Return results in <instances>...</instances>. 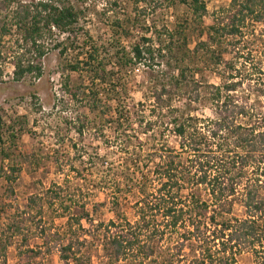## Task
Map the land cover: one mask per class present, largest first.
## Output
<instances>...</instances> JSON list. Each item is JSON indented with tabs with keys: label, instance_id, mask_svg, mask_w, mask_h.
Masks as SVG:
<instances>
[{
	"label": "rangeland",
	"instance_id": "obj_1",
	"mask_svg": "<svg viewBox=\"0 0 264 264\" xmlns=\"http://www.w3.org/2000/svg\"><path fill=\"white\" fill-rule=\"evenodd\" d=\"M36 1L0 0V109L6 121L0 148L13 155L6 162L0 160V166L4 164L9 174L10 167L18 170L12 184L0 174V264H62L60 250L67 238L65 206L74 212L85 205L95 224L117 219V210L134 220L132 205L140 194L137 189H126L127 180L119 174L127 173L128 165L131 172L135 169L138 174L150 175L155 165L152 161L158 160L162 145L176 150L180 147L181 140L174 134L171 119L182 115L214 118L211 98L218 87L224 94L227 87L236 85L229 94L249 111L236 122L264 131V21L249 19L241 34L216 41L211 40L208 31L211 25L226 21L224 11L230 0H202L207 6L203 21L193 20L190 7L178 0H139L138 7L133 0H62L84 13L78 35L70 40L65 35L43 38L46 54L35 61L41 67V75L33 73L16 81L14 61L23 54L24 60L34 61L35 54L26 51L16 28L3 35V27L9 28L14 22L13 12L19 3ZM128 17L137 19L136 27L132 26L137 38L130 42L112 28L117 18ZM149 27L152 29L145 34ZM174 28L184 29L187 41L176 36L181 47L176 44L167 58H157L154 68L136 65L117 74L106 87L98 110L92 112L71 98L66 83L71 89L89 83L84 74L72 72L69 67L84 59L88 45L110 47L121 39L120 45L130 51L131 43L146 35L158 48L159 41L168 39L165 29ZM56 42L67 43L69 48L64 55L53 48ZM203 42L207 46L198 48ZM72 43L74 46H70ZM109 53L103 49L99 52L108 63L112 61ZM176 61L187 69L191 87L172 101V108L180 112L161 110L153 95L173 72L166 62L174 66ZM108 69L113 70L112 63ZM112 85H120V89L116 91ZM197 93L198 102L192 100ZM119 103L124 119L129 120L123 127L115 120ZM84 115L88 126L79 135L78 120H84ZM226 149L233 150L232 146ZM186 157L183 154L182 159ZM142 165L143 170L137 168ZM115 173L122 179V189L101 188V178L109 179ZM55 186L61 188L50 189ZM51 190L59 193L58 199ZM199 190L203 199H209L205 190ZM242 191L237 189L236 193ZM115 195L120 204L117 207L113 204ZM233 214H243L240 199L234 202ZM13 223L20 231L11 230ZM84 224L93 230L90 224ZM55 232L61 233L62 239ZM87 237L91 241L88 247L92 264H110L99 242L102 236ZM238 264H263V260L242 252Z\"/></svg>",
	"mask_w": 264,
	"mask_h": 264
},
{
	"label": "trees",
	"instance_id": "obj_2",
	"mask_svg": "<svg viewBox=\"0 0 264 264\" xmlns=\"http://www.w3.org/2000/svg\"><path fill=\"white\" fill-rule=\"evenodd\" d=\"M133 1L138 7L139 0ZM178 2L190 7L193 20L203 21L207 6L202 0ZM142 12L145 13L146 9ZM83 14L73 4L62 0L19 3L13 12L14 22L9 28L3 27V35L16 28L26 51L34 53L35 57L34 61L24 60L25 54L17 57L14 61V80L21 81L33 73L40 76L41 67L35 61H40L46 54L43 38L65 35L70 40L78 35ZM225 14V22L209 27L211 40L241 34L249 19L263 22L264 0H230ZM136 21V17L125 20L117 18L112 28H116V32L130 42L137 38L132 31ZM186 22L190 23L188 19ZM151 29L147 28L145 34ZM165 31L168 39L159 41L158 48L146 35L132 42L130 51L120 45L121 39L117 40V45L111 44L110 47L88 45L90 48L84 59L69 67L72 72L85 75L89 83L72 89L66 83L71 98L89 107L92 112L98 110L106 87L117 74L136 65L154 68L157 58H167L174 52L175 46L181 47V44H177L176 36L184 37L187 41L184 29ZM70 46H74L73 43ZM200 46H207V43H200L198 48ZM67 47V43L56 42L53 45L61 55L66 53ZM102 49L112 53L109 63L100 56ZM111 63L113 70L108 69ZM166 63L173 72L167 81L164 79L161 87L156 88L154 101L161 110L169 108L172 112H180L178 108H172V101L188 93L191 82L185 67L178 62L174 66ZM112 86L116 91L120 89V85ZM235 88L236 85L227 87L228 93L225 92V95L219 87L212 93L214 118L182 115L171 119L174 134L181 140L180 147L176 150L162 145L164 149L158 152V160L152 161L155 165L150 175L144 172L138 174L135 169L131 172L128 165L127 173L123 171L124 175L119 174L127 180L126 189H137L140 194L132 205L134 220L117 210V219L95 224L85 205L74 212L70 206L64 207L63 213L66 212L68 218L64 231L66 243L62 244L60 250L62 264H92V251L88 247L91 241L87 236H102L99 242L110 264H238V255L242 252L252 253L256 260L262 259L264 264V131L236 122L238 117H246L249 111L246 106L236 104L229 94ZM192 98L198 102V93ZM120 108L119 103L115 108V120L117 125L123 127L122 124L129 120L124 119ZM84 118L78 120L80 125L76 132L79 135L88 126L87 116L84 115ZM5 124L0 109V142L4 141ZM9 128H13V125ZM11 136L16 139L14 133ZM230 146L232 151L226 149ZM183 154H187L186 160L182 159ZM12 156L6 149L0 148L2 162L10 160ZM133 165L136 166L135 163ZM10 168L9 174L4 164L0 166L1 177L8 184L17 180L15 173L18 170ZM137 168L143 170L144 165ZM115 175L109 179L101 178V188L122 189L120 182L123 178ZM60 188L55 186L50 189ZM199 189L205 190L209 199H203ZM237 189H243L242 193L237 194ZM51 193L55 199L59 198V193L53 190ZM235 196L240 199L242 216L233 214ZM114 198L113 204L117 207L120 205L118 197L115 195ZM84 222L90 224L93 230L88 229ZM14 224L11 230L20 231L19 226ZM55 236L63 237L59 232H55Z\"/></svg>",
	"mask_w": 264,
	"mask_h": 264
}]
</instances>
